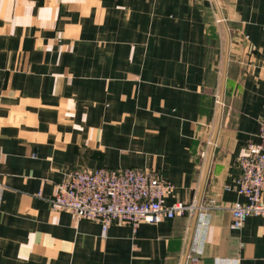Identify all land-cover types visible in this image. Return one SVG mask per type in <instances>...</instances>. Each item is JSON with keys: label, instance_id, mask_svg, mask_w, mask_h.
<instances>
[{"label": "crops", "instance_id": "crops-1", "mask_svg": "<svg viewBox=\"0 0 264 264\" xmlns=\"http://www.w3.org/2000/svg\"><path fill=\"white\" fill-rule=\"evenodd\" d=\"M263 121L264 0H0V264H264V217L233 229L228 188ZM97 167L154 173L207 229L52 208Z\"/></svg>", "mask_w": 264, "mask_h": 264}, {"label": "built area", "instance_id": "built-area-1", "mask_svg": "<svg viewBox=\"0 0 264 264\" xmlns=\"http://www.w3.org/2000/svg\"><path fill=\"white\" fill-rule=\"evenodd\" d=\"M259 141L250 143L237 163L240 175L228 187L247 199L230 208L233 229L239 230L250 215L264 217V121L258 132ZM171 184L150 171L135 167L111 169L97 167L71 170L56 185L49 202L54 209H66L75 219L85 218L102 223L103 230L113 223H159L163 218L198 215L196 230L207 229L206 206L196 202L163 203ZM198 256L192 257V260ZM212 264H239L238 259L215 257Z\"/></svg>", "mask_w": 264, "mask_h": 264}]
</instances>
